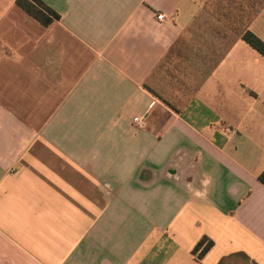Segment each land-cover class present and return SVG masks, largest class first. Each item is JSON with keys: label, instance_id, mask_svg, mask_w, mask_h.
<instances>
[{"label": "crops", "instance_id": "obj_1", "mask_svg": "<svg viewBox=\"0 0 264 264\" xmlns=\"http://www.w3.org/2000/svg\"><path fill=\"white\" fill-rule=\"evenodd\" d=\"M41 1L0 0V264H264V0Z\"/></svg>", "mask_w": 264, "mask_h": 264}, {"label": "trees", "instance_id": "obj_2", "mask_svg": "<svg viewBox=\"0 0 264 264\" xmlns=\"http://www.w3.org/2000/svg\"><path fill=\"white\" fill-rule=\"evenodd\" d=\"M16 4L30 16L46 26L58 18V14L41 0H16ZM242 39L264 57V42L249 31L242 33ZM258 179L264 184V172ZM213 242L206 236L201 237L192 249L195 258H201L212 246Z\"/></svg>", "mask_w": 264, "mask_h": 264}, {"label": "clouds", "instance_id": "obj_3", "mask_svg": "<svg viewBox=\"0 0 264 264\" xmlns=\"http://www.w3.org/2000/svg\"><path fill=\"white\" fill-rule=\"evenodd\" d=\"M201 183L203 185L210 184L211 183V177L210 176H204L201 180ZM189 187L191 189L192 195L195 197H203L206 194L205 192H203L199 189H196L195 187H192L191 185Z\"/></svg>", "mask_w": 264, "mask_h": 264}, {"label": "built area", "instance_id": "obj_4", "mask_svg": "<svg viewBox=\"0 0 264 264\" xmlns=\"http://www.w3.org/2000/svg\"><path fill=\"white\" fill-rule=\"evenodd\" d=\"M156 18H157L159 21H161V20L164 19V15L161 14V13H159V14L156 15ZM133 121H134L137 125H140V124L142 123L141 118H137V117L134 118Z\"/></svg>", "mask_w": 264, "mask_h": 264}]
</instances>
